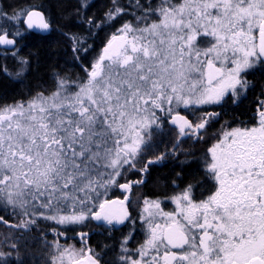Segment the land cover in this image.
Masks as SVG:
<instances>
[{"label":"snow or ice","instance_id":"1","mask_svg":"<svg viewBox=\"0 0 264 264\" xmlns=\"http://www.w3.org/2000/svg\"><path fill=\"white\" fill-rule=\"evenodd\" d=\"M93 6L74 0L58 25L40 6L0 5V46L16 61L0 72L23 82L42 53L56 55L53 32L66 42L65 63L81 69L0 98V223L20 233L4 236L0 264H264V83L254 80L264 78V0H109L99 17ZM105 26L114 31L91 55L88 40ZM29 37L38 46L21 56ZM246 102L247 120L220 123L225 106ZM165 127L171 150L147 158ZM186 140L207 147L181 159ZM167 160L171 193L144 196L133 216V187ZM92 221L109 232L130 226L115 259L85 232L81 247L61 244ZM36 230L38 254L19 243Z\"/></svg>","mask_w":264,"mask_h":264},{"label":"trees","instance_id":"2","mask_svg":"<svg viewBox=\"0 0 264 264\" xmlns=\"http://www.w3.org/2000/svg\"><path fill=\"white\" fill-rule=\"evenodd\" d=\"M74 0H0V5H2L6 11L11 12L13 10L19 11V9H28L31 6H40L43 8L45 12L51 15L53 21L57 22V24H62L64 21L61 20L60 13L64 11L65 8L72 7ZM109 3V0H93L94 6L90 9V15L95 14L97 17L102 15L104 11V7L106 4ZM2 23V21H0ZM80 30V29H76ZM113 28H109L107 26L103 27L102 29H96L95 35L89 38L88 42L92 45L93 52L91 55H95L104 45L106 41L107 35L112 32ZM59 40V44H52V49L56 52V55L50 56L47 52L41 54L40 65L39 69L34 67L33 70L27 74L26 79L23 82L17 81L11 76L5 75L3 72H0V98H3L7 102H11L14 98H20L27 94L28 88H34L38 80H42L44 82L50 83L49 74L53 71H63L69 74H81V69L79 66H72L69 60V63H65L66 57L64 54V49L67 47L66 42L63 41L61 37L58 36L56 32H53L50 37L49 41H57ZM38 46L37 40L33 37H29L25 40L20 41V55L27 56L30 51H35L36 47ZM4 48L0 49V65L6 64L10 71L14 70L16 67V61L12 57L11 53L4 54ZM70 55V54H69ZM91 58V56H90ZM254 80L259 83H264V78H262L259 74L254 77ZM259 92V88L256 89ZM252 94H249V100L252 99ZM229 107V108H228ZM228 108V109H227ZM243 113V114H242ZM247 111V102L244 105H241L239 108H234L233 106H225L224 114L221 123L224 121L234 122L236 120L242 119L243 115ZM165 173L161 170V168H153L151 180H154L156 184L152 185L153 190L160 189V183L162 176L164 177ZM173 176V173L168 170L167 178ZM0 215H4L0 213ZM11 223H15L16 221L9 216H5ZM46 225L44 223L40 224V229H45ZM12 234L13 236H20L15 229L9 228L5 226L3 223H0V243L3 242V238L6 235ZM74 233L73 231H68V234ZM39 230L26 232L20 238L19 243L21 244L22 248H26L29 252L38 254L43 251V244L38 239ZM53 238V233L49 232L47 235V239L51 240ZM111 241L107 243L111 248ZM61 244H68L66 239L60 241ZM108 248V249H110Z\"/></svg>","mask_w":264,"mask_h":264},{"label":"flooded vegetation","instance_id":"3","mask_svg":"<svg viewBox=\"0 0 264 264\" xmlns=\"http://www.w3.org/2000/svg\"><path fill=\"white\" fill-rule=\"evenodd\" d=\"M259 92L256 91L255 94H258ZM253 97V94H252ZM231 106V105H229ZM229 108V107H228ZM227 108V109H228ZM216 110H220L219 108H217ZM224 112V110H223ZM243 114V113H242ZM249 117V114L246 115V113L243 115L242 119L240 120H247ZM167 127H165L164 131H160L156 134H154V138L152 141V144L150 145L151 147V152L147 154V158H153L152 153L155 154H160L165 152L166 150H171V137L168 135V129H166ZM214 129H216V125H214V127L212 129H210V133L212 131H215ZM207 147V143L206 142H199V143H194L192 140H186L185 142H183L181 144V149L183 150L180 153V158L183 159V152H195V153H200L202 151L205 150V148ZM161 168V170L165 173L164 177L162 176L161 179V183H160V189L159 190H153L152 189V185L156 184V182L154 180H151V175H152V170L153 168ZM175 168V164L173 161L171 160H167L162 164H158V165H152L149 167V171L146 175V182L142 185L139 186H134L132 189V192L130 194V199L132 201L133 204V216H136L138 211H139V206L141 204V201L143 199L144 196H149L152 198H155L156 196H161L163 197L165 194L167 193H171L173 186L171 184V180L173 179V176L169 177V179L167 178L168 176V170H170L172 172V169ZM176 171H179L178 168H176ZM173 173V172H172ZM128 178L131 180H136L140 178V175L138 173L135 172H130L128 174ZM177 183H179V181H177ZM116 196H120L121 193L119 191H117L115 193ZM165 210H171L174 206L170 203V202H165L162 205ZM129 227L130 226H125V225H116L112 228V230L109 232L108 228L106 226H98L97 222L92 221V222H88L85 226H80L76 228V231L74 233H71L70 235V239H66L69 242L74 243L75 245L81 247V243H80V238L78 233L79 232H85L88 233V244L93 247L94 249H96V251L100 252V251H106L107 255H105L103 258L105 260H113L115 259L116 256V251L112 250L115 249L118 241L122 238V235H125L128 233L129 231ZM136 228H137V232H136V240L140 241L143 238V231L140 229V222L139 220H137L136 223ZM67 238V236H66ZM111 241V248L109 247V245L107 243H109V241ZM104 246H107V248H105ZM110 248V249H108Z\"/></svg>","mask_w":264,"mask_h":264},{"label":"rangeland","instance_id":"4","mask_svg":"<svg viewBox=\"0 0 264 264\" xmlns=\"http://www.w3.org/2000/svg\"><path fill=\"white\" fill-rule=\"evenodd\" d=\"M112 31H114V28H113ZM110 33H111V32H110ZM110 33H109V34H110ZM109 34H108V35H109ZM108 35H107V37H108ZM107 37H106V38H107ZM221 121H222V120H221ZM221 121H220V123H221ZM219 126H220V124H216V129H218ZM166 129H167V128H166ZM216 129H214V130H216ZM164 130H165V128H163V129L160 130V131H164ZM160 131H159V132H160ZM70 235H71V234H68V235H67V238H65V237H60V241H61V240H64V239H70ZM68 244H72V245H74L75 247L79 248V246L75 245V244L72 243V242H69Z\"/></svg>","mask_w":264,"mask_h":264},{"label":"water","instance_id":"5","mask_svg":"<svg viewBox=\"0 0 264 264\" xmlns=\"http://www.w3.org/2000/svg\"><path fill=\"white\" fill-rule=\"evenodd\" d=\"M3 48L5 49V46H0V49H3Z\"/></svg>","mask_w":264,"mask_h":264}]
</instances>
